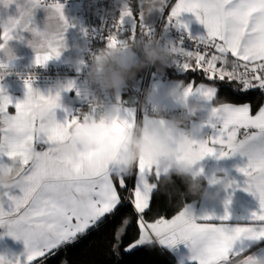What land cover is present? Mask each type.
Returning <instances> with one entry per match:
<instances>
[{
	"label": "snow or ice",
	"instance_id": "obj_1",
	"mask_svg": "<svg viewBox=\"0 0 264 264\" xmlns=\"http://www.w3.org/2000/svg\"><path fill=\"white\" fill-rule=\"evenodd\" d=\"M13 3L18 15L8 17L10 26L2 31L3 41L14 35L19 39L22 32L31 31L38 35L41 43L34 57L36 65H44L49 59L58 57L64 32L70 26L62 11L63 5L48 0H26L24 3L0 0L5 7ZM166 5L167 0H164L162 7ZM37 8L46 11L43 23L49 29L46 33H38L33 19ZM182 13H192L206 29L205 35L195 38L197 48L214 49L208 54L174 46L177 57L174 62L185 74L202 71L207 80L223 84L235 95H247L250 90L264 94V0H175L168 19L178 28L183 24ZM126 19L136 28L142 27L132 8L127 13L120 12L113 24L115 31L106 37L107 45L123 40L118 33ZM184 27L186 30V25ZM233 83L240 87L232 88ZM24 84L25 98L14 104V132L0 131V166L10 165L19 179L15 188L0 190V227L6 229L4 234L22 240L24 248L20 253H0V264H35L38 260L44 264L61 248L75 245L91 232H100L125 202L131 204L139 227V237L124 249L129 255L141 246L156 244L163 249H173L177 243L187 245L195 238L203 245L204 255L189 257L194 264H234L245 253L247 255L240 259L243 264H264V105L253 115L247 102L239 105L219 103L203 123L212 131L202 146V157L215 155L219 159L239 155L243 158L236 165L242 180L237 182L230 178L229 188H242L251 193L258 202L255 210L233 222L227 212L228 196L223 215L211 212L196 215L193 208L188 212L184 207L170 219L161 216L145 223L144 214L160 187L163 172L153 170L141 160L130 174H119L94 151L77 158H59L55 145L65 137L66 129L77 124L78 118L65 117L63 123L58 122L53 110L60 106L59 93L41 96L34 93L30 80H25ZM186 85L190 91L202 95L209 106L214 104L218 86L192 82ZM71 87L69 82L66 88ZM34 101H39L53 119L48 128L50 139L43 143L29 134L36 120L30 108ZM10 104L9 96L0 95V112L7 111ZM135 122L136 117L131 112L119 115L97 140L107 133L119 139L121 130ZM32 144L45 154L43 165L35 169L25 156V149ZM85 160L108 170L85 175L81 170ZM153 174L155 179L150 180ZM133 178L130 199L126 200L119 189H125L128 179ZM122 223L128 225L130 221L126 218ZM123 233V227L115 231L113 251L121 247Z\"/></svg>",
	"mask_w": 264,
	"mask_h": 264
},
{
	"label": "clouds",
	"instance_id": "obj_2",
	"mask_svg": "<svg viewBox=\"0 0 264 264\" xmlns=\"http://www.w3.org/2000/svg\"><path fill=\"white\" fill-rule=\"evenodd\" d=\"M111 2L112 7L104 10L108 15H111L113 10L127 13L131 8V0H111ZM138 2L143 5V10L147 13L160 9L164 0H138ZM9 26V18H0V30L3 31ZM48 30L45 24L42 28H38V33H46ZM27 32L30 33V37L25 42L36 53L41 49L38 35L31 31ZM12 39L13 37L0 42V81L15 70L16 54L14 45L10 43ZM64 46L63 42L60 54ZM138 47L142 52L140 56L136 54ZM174 60V46L170 42H161L156 37L146 38L139 35L135 37L130 35L113 45L106 44L93 53L85 72V79L93 89L86 96L87 112L82 118H78L75 126L66 129L65 137L56 143L57 156L61 159L77 158L83 153L94 151L101 161L123 175L130 174L143 160L146 165H151L153 170H161L165 181H170L173 175L181 178L185 182L187 195L224 202L229 195L228 172L223 168L213 167L205 173L199 166L203 158L202 146L206 138H198V134L202 124L212 116V108L217 105H208L203 111V121L193 124V119L201 113L205 98L194 90L190 91L182 80L169 82L163 90L166 97L178 103L180 108L178 113L165 115L163 104L152 105L149 115L141 117L130 127L121 130L119 139H115L113 133H107L97 140V136L109 128L119 116L120 89L134 78L136 72L148 66H155L158 72H162L164 66ZM64 63L79 68L83 61L65 56ZM34 78V75L26 73L23 79L32 81ZM66 86L67 84L61 80L55 83L57 92ZM33 91L41 96L52 94L42 93L34 88ZM105 92L111 93L113 98L111 102L104 99L102 94ZM156 93L157 89L152 86L144 90V100L139 102L141 110L145 107V101L153 98ZM0 95L7 94L0 93ZM30 108L36 114V120L29 134L36 141L43 143L50 139L48 128L53 119L39 101H34ZM13 117L14 115L7 111L0 112V131L10 134L14 132ZM25 156L33 169L41 167L44 163L45 154L35 144L25 149ZM81 170L85 175H93L108 169L85 160L81 164ZM18 184L19 179L11 166H0V190L8 191ZM222 193H224L223 197ZM185 208L191 212L192 205L188 203ZM186 248L189 257L204 255V248L199 239L191 240ZM237 264H243V261L240 260Z\"/></svg>",
	"mask_w": 264,
	"mask_h": 264
},
{
	"label": "crops",
	"instance_id": "obj_3",
	"mask_svg": "<svg viewBox=\"0 0 264 264\" xmlns=\"http://www.w3.org/2000/svg\"><path fill=\"white\" fill-rule=\"evenodd\" d=\"M20 3L26 2V0H19ZM49 3L54 2L48 0ZM175 0H167L166 7H162L158 10H154L152 12H144L143 5L138 2V0H131V8L133 11V15L137 18L139 16V24L142 25L141 28H136L133 23L129 20H125L123 32L118 33L120 38H127L131 34L135 36H145L146 32L144 29H148V27L154 25L159 17L164 13L165 9L168 10V13L171 10V7L174 6ZM63 5V13L65 18L69 21V27L64 32V49L62 50L59 57H53L49 59L46 63H62L64 62L65 56H71L74 58H79L83 61V64L77 68V66L72 65L76 70V73L70 75L66 80H63L66 84L69 82L72 83L73 87L71 88H62L59 90V107L55 108L53 111L55 113V119L58 122L63 123L65 117L69 118V113L77 100L84 99L87 94H89L90 86L88 82L83 79L79 72L83 69L85 63V51L87 47V37L84 30V25L81 18V13L79 10V6L77 3L71 2ZM18 15L17 6L15 3L9 4L7 7L0 4V18H8V17H16ZM46 17V11L43 8H37L34 10L33 19L38 28L43 27V23ZM180 19L183 21V24L180 28L185 30L184 25H186V31L192 34L193 36L199 37L206 34V29L202 23H200L192 13H182ZM174 22V21H173ZM3 32L0 30V42H3ZM30 37V33L24 31L21 33V38L17 39L15 35L13 39L10 41L14 45V51L16 54V59L14 64L21 65H29L34 64L35 53L33 50L26 44V39ZM136 54L138 56L142 55L141 49L138 47L136 49ZM45 63V64H46ZM71 65V64H70ZM141 75L135 74L134 76V84L138 85V78ZM182 80L185 84L188 82L194 83V85H199L200 83H204L206 86H214L210 83L195 81L193 79L184 80L181 77L177 76H164L159 74L156 70H153L150 78L148 80L147 88L152 86L157 89L156 95L150 100L145 101V108H151L152 105L163 104L165 106V111L171 112L179 107L178 103L169 99L163 94V90L167 87L169 82ZM56 81H48V82H40L34 83L31 82V86L34 89H39L42 93H52L56 94L57 90L55 88ZM138 88V87H136ZM0 89L3 90L4 94H7L12 101V104L9 105L7 111L15 115L14 104L17 101H21L25 98L26 88L24 81H7L0 84ZM127 86L125 85L120 89L119 97L121 103L120 114L121 116H126L127 113L131 112L136 120L138 118L137 113V105L133 102L130 103L126 101V97L131 93ZM111 102V101H110ZM214 105H218L219 103L213 101ZM220 103H232V102H220ZM246 102L234 103V104H242ZM249 103V102H247ZM250 104V103H249ZM264 105V103L262 104ZM261 105V106H262ZM208 106L207 101L203 102V107L201 109V113L193 119V124L200 123L203 121V111ZM259 109V108H258ZM258 109L254 112L252 111V107L250 104V114H255ZM149 114H143L142 117L147 116ZM211 129L206 125L202 124L201 131L198 134V138H206L207 135L211 133ZM242 136V132L239 134ZM243 158L239 155L234 156H226L217 159L215 155L205 156L199 162V166L203 169L205 173L208 172L209 169L213 167L223 168L226 170L230 176V178H234L237 182L242 180L241 175L236 171V165L241 162ZM153 177H150V180H154ZM131 181V185H130ZM134 185V178L129 179L127 182L128 189L132 190ZM131 192V191H130ZM130 192L128 191L127 196L130 198ZM228 196L230 197L229 203L227 206V212L230 215V218L233 222H236L238 219L242 217H246L251 211L255 210L258 207V202L251 193L244 191L242 188H229L227 190ZM121 195V194H120ZM224 193L221 194L223 197ZM192 205L193 212L196 215H199L202 212H211L216 215H223L225 213V205L222 200H206L199 198L197 200H193L188 202ZM187 203V204H188ZM185 207V206H184ZM183 207V208H184ZM182 208V209H183ZM181 209V210H182ZM172 217V216H171ZM165 217V218H171ZM145 220V219H144ZM145 220V223L154 222ZM6 229L4 227H0V253H20L24 248V243L22 240L14 239L11 236L4 234ZM134 243V242H133ZM252 251H255L253 249ZM174 256L175 261L178 264H189L193 263L189 259L186 245L183 243H177V245L171 249L170 251ZM247 255V253L243 254ZM243 255L236 259L234 264L243 258ZM39 264V263H35Z\"/></svg>",
	"mask_w": 264,
	"mask_h": 264
},
{
	"label": "trees",
	"instance_id": "obj_4",
	"mask_svg": "<svg viewBox=\"0 0 264 264\" xmlns=\"http://www.w3.org/2000/svg\"><path fill=\"white\" fill-rule=\"evenodd\" d=\"M145 70L146 67L136 72V74L142 75ZM153 70H156L155 66H153ZM158 73L164 76H177L184 80L193 79L218 86V96L215 98L217 103L249 102L254 112L264 103V94L258 90H250L247 95H235L230 88L225 87L223 84L217 85L215 81L207 80L202 71H189L185 74L180 67L167 64L164 66L163 71ZM231 87L240 86L233 83ZM119 191L122 197L127 198L128 187L119 189ZM199 198L186 194L185 182L181 178L173 175L170 181L161 179L160 187L151 200L150 208L146 210L144 219L153 221L161 216L171 217L178 213L188 202ZM126 218L129 219L130 223L123 225L122 221ZM137 219L138 217L135 216L131 204L125 202L119 208L115 217L111 218L100 232H91L75 245L61 248L54 256L48 257L44 264H178L168 249H163L156 244L141 246L131 255L124 251L128 244L133 243L139 237V227L135 223ZM121 227L124 228L121 247L113 251L115 245L114 233ZM35 263L40 264L39 260ZM189 264H194V262Z\"/></svg>",
	"mask_w": 264,
	"mask_h": 264
},
{
	"label": "built area",
	"instance_id": "obj_5",
	"mask_svg": "<svg viewBox=\"0 0 264 264\" xmlns=\"http://www.w3.org/2000/svg\"><path fill=\"white\" fill-rule=\"evenodd\" d=\"M54 2H60L61 4H68L71 2L77 3L81 13L82 22L84 25L85 34L87 37V47L85 51V63L83 69L79 72V75L85 79V72L87 70V64L90 63V57L98 49L103 48L107 44L106 37L111 31H115L113 24L116 22L119 16L117 10H113L111 15H108L104 10L110 9L112 7L111 0H51ZM125 24V23H124ZM124 24L122 25V31L124 29ZM147 37H156L161 42H170L173 46L179 45L189 51L199 50L201 53L207 52L211 54L214 49H205L203 46H196V36H193L186 30L178 28L175 26L173 21L168 19V10L165 9L164 13L159 17L157 22L148 27L146 32ZM175 58H177L175 56ZM183 59L182 57H179ZM194 65V60L191 61ZM173 66L179 67L177 63H169ZM153 71V66L146 67L145 72L138 78V85L134 84V78L129 80L126 84L129 91L136 94L135 104L137 105L138 119H141L143 114H149L151 108H145L143 110L139 107V102L144 100V90L147 88L148 80ZM19 73V75H17ZM34 75V79L31 82L40 83L48 81L66 80L70 75L76 73L74 67L70 64L62 63H46L44 65H21L15 64V70L9 76L5 77L4 80L0 81V84L7 81H24L25 74ZM86 80V79H85ZM87 81V80H86ZM90 86V85H89ZM138 87V88H136ZM93 89L90 86L89 93ZM104 99L107 101H112V95L109 92L102 94ZM180 108L177 107L171 112L165 111V115L178 113ZM87 112L86 97L81 100H77L70 113L69 118L73 116L77 118H82V116ZM131 185V181H130ZM130 191V188H129ZM127 199H130L127 197ZM235 263V262H234Z\"/></svg>",
	"mask_w": 264,
	"mask_h": 264
},
{
	"label": "water",
	"instance_id": "obj_6",
	"mask_svg": "<svg viewBox=\"0 0 264 264\" xmlns=\"http://www.w3.org/2000/svg\"><path fill=\"white\" fill-rule=\"evenodd\" d=\"M126 101L130 102V103H135L136 101V94L134 92H131L127 97H126Z\"/></svg>",
	"mask_w": 264,
	"mask_h": 264
},
{
	"label": "rangeland",
	"instance_id": "obj_7",
	"mask_svg": "<svg viewBox=\"0 0 264 264\" xmlns=\"http://www.w3.org/2000/svg\"><path fill=\"white\" fill-rule=\"evenodd\" d=\"M128 197V196H127ZM127 199V198H126Z\"/></svg>",
	"mask_w": 264,
	"mask_h": 264
}]
</instances>
